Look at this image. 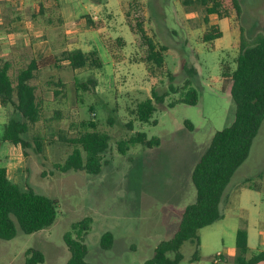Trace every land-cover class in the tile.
<instances>
[{
  "label": "rangeland",
  "instance_id": "1",
  "mask_svg": "<svg viewBox=\"0 0 264 264\" xmlns=\"http://www.w3.org/2000/svg\"><path fill=\"white\" fill-rule=\"evenodd\" d=\"M48 2L17 1L12 5L9 0H0V63L11 62L13 78L34 57L13 23H31L33 31L51 38L53 46L60 42L72 48L89 46L86 24L73 34L77 39L66 40L63 28L48 23L50 14L57 16L59 11L53 0ZM84 2L103 6L99 16L106 28L103 54L107 66L101 72L74 71L60 63L38 75L33 83L43 101V118L29 131L26 149L1 140L8 122L19 115L13 106L0 105V168H7L11 180L22 190L31 187L58 201L52 226L30 235L18 227L14 239L0 240V264H26L30 249L44 254L41 264H67L70 252L65 235L85 218L92 219L85 237L90 264H145L152 259L157 246L176 234L186 207L196 201L194 168L214 135L235 120L231 75L239 55L241 28L252 40L264 22V0H239L243 9L240 17L229 0L230 16L220 19L211 15L208 23L202 6L186 8L182 0ZM137 14L157 46L166 48L165 67L155 76L147 70V47L135 31ZM212 26H217L223 36L205 43L204 35ZM60 79L65 87L54 97L55 85L50 81ZM90 79L96 80L97 86L84 91L82 85ZM187 81L198 91L195 106L180 102ZM153 91L168 96L157 105L150 123H141L135 110L153 97ZM91 124L111 137L101 174L61 172L57 166L63 165L75 148L62 139L74 138L91 129ZM137 133L159 138L160 146L149 149L137 144L123 155L119 144ZM36 140L41 141V152ZM221 213L223 218L202 232L205 246L200 259L192 260L195 247L186 243L181 264H216L214 258L219 253L223 254L219 264H234L235 227L249 228L251 256L264 250V123L248 160L223 196ZM106 233L113 235L110 249L102 247Z\"/></svg>",
  "mask_w": 264,
  "mask_h": 264
},
{
  "label": "trees",
  "instance_id": "2",
  "mask_svg": "<svg viewBox=\"0 0 264 264\" xmlns=\"http://www.w3.org/2000/svg\"><path fill=\"white\" fill-rule=\"evenodd\" d=\"M240 17L243 9L239 0H230ZM100 3V2H99ZM229 0H182L186 8L200 5L208 16L216 15L220 19L228 18L231 10ZM136 6V4H134ZM138 6V5H137ZM135 16L136 33L144 41L148 55L145 58L147 70L151 76L165 67L166 48H159L147 34L140 20ZM88 27L97 29L98 24L91 17H85ZM217 26H212L204 35V42L211 43L222 38ZM120 43V41H118ZM56 65L67 62L74 70L97 71L103 68V60L97 51L82 50L64 51L57 58ZM60 67V66H59ZM12 64L9 61L0 63V105L13 106L19 118L11 119L5 127L1 140L16 147L26 149L29 143L26 137L32 127L43 118V101L38 87L33 83L38 75L49 68L47 61L38 62L32 59L27 68L21 70L13 78ZM231 95L236 107L235 120L229 127L217 132L198 164L193 170L192 181L197 191L195 203L184 210L179 228L173 238L161 242L155 249L154 257L145 264H181L184 260L182 248L186 243L195 247L193 261L200 259L202 229L211 226L223 218L221 203L223 196L237 170L248 160L254 141L264 123V22L262 31L252 40L248 39L244 28H241L240 50L236 60V68L231 75ZM53 90L58 97L65 83L60 79ZM97 86V81L90 79L82 85L84 91L88 87ZM186 93L180 102L195 106L199 103L198 91L189 81L184 86ZM173 93H177L172 88ZM168 94L157 95L138 104L135 114L141 123H150L157 105L162 104ZM91 129L80 132L74 138H63L62 141L74 145V151L63 165L57 166L63 173L84 171L89 175L101 174L104 166V155L110 148L111 137L100 132L94 124ZM159 138L149 139L146 133H137L127 142L119 144V150L126 155L133 145H142L153 149L160 146ZM37 151L41 152V141L36 140ZM252 187V186H251ZM58 215V201L36 193L31 187L22 190L14 183L7 168H0V240L9 241L18 235V227L22 233L30 235L52 226ZM91 218L75 223L72 231L65 235V243L70 252L67 264H90L87 262L88 247L85 237L90 231ZM113 235L106 233L102 238V247L110 249ZM237 255L234 264L264 263V250L251 256L249 234L247 228H241L236 236ZM26 264L45 262L42 252L30 249L26 252ZM221 264H227L222 261Z\"/></svg>",
  "mask_w": 264,
  "mask_h": 264
},
{
  "label": "crops",
  "instance_id": "3",
  "mask_svg": "<svg viewBox=\"0 0 264 264\" xmlns=\"http://www.w3.org/2000/svg\"><path fill=\"white\" fill-rule=\"evenodd\" d=\"M9 1H11L13 5L17 1H20L21 3H23V2H29L30 0H9ZM53 1H54L55 6L57 7V11L58 10L59 11H58L57 16H56V13L50 14L48 18V23L54 28H57V26H60L59 28H63L64 35H65L64 39L66 40H73V38L77 39L76 36H74L73 34L78 31V27H83L85 24L88 27V23L85 17L89 15H90L89 17H91V19L95 23L98 24V27L96 30L88 27V31H87L88 33H85L87 39H89L88 48H85L83 46H78V45L72 48L70 47V45L64 46L62 42H60L59 45L57 46H53V42L51 38L43 36L41 31H33L34 28L33 26H31V23H28V24L25 23L26 25L24 26L21 25V22L13 23L12 27L16 29L17 33H19L18 37L23 38L22 42L24 41L26 43V46H31L34 52V57L32 59H35L38 62L47 61L49 63V68H53L58 63L56 62L57 55H59L57 54L58 51H60V53L64 51H72V50H82L84 52L97 51L103 60V68L101 70H97L101 72L107 66V64L105 63L106 60L103 54L106 49L105 47L106 28L102 26L103 24L101 22V19L103 18L99 16V13L103 11L102 10L103 6L95 5L92 3H86L84 2V0H53ZM49 2H52V0H49ZM37 15H38V11H37ZM37 15L35 14L33 17H36ZM54 21H58L57 23L58 25H56ZM24 34H27V36ZM57 42H58V39L56 43ZM62 63L68 65L67 62H62ZM208 227L202 229L200 232L201 233V248H204L205 246L204 239L202 237V232L205 231ZM234 230L237 235L239 228L235 227ZM247 230H248L249 239H250L249 228Z\"/></svg>",
  "mask_w": 264,
  "mask_h": 264
},
{
  "label": "built area",
  "instance_id": "4",
  "mask_svg": "<svg viewBox=\"0 0 264 264\" xmlns=\"http://www.w3.org/2000/svg\"><path fill=\"white\" fill-rule=\"evenodd\" d=\"M221 257H222V255H221V254H218L217 257L214 258V262H215L216 264H218V263L221 261Z\"/></svg>",
  "mask_w": 264,
  "mask_h": 264
}]
</instances>
